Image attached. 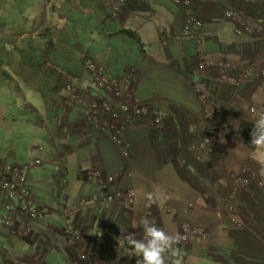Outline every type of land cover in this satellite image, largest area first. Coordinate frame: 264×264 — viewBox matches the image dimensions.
Returning <instances> with one entry per match:
<instances>
[{
	"label": "rangeland",
	"instance_id": "1",
	"mask_svg": "<svg viewBox=\"0 0 264 264\" xmlns=\"http://www.w3.org/2000/svg\"><path fill=\"white\" fill-rule=\"evenodd\" d=\"M172 1L183 13L179 37L193 40L194 66L206 76L214 72L212 81L221 83L216 93L204 87L196 89L199 105L187 111L194 117L189 123L181 112L173 114L172 105L155 100L171 97L181 101L188 90L183 80L186 72L179 71L174 78L182 81L175 84L178 89L162 84L166 62L155 48L158 41L159 46L166 47L168 22L154 15L140 22L133 20L144 12L133 2L150 0H126L114 17L100 0H0V202L4 201L5 168L15 169L23 183L25 176L35 186L44 174L52 178L49 168L53 163V175L60 183L54 201L61 214L62 235L70 246L79 238L64 215L69 201L67 188L75 183H71L75 176L95 187L103 182L105 189L97 190L91 198L79 196L74 186L73 199L81 210L107 209L116 200L127 209L140 203L143 214L136 231L138 239H144L145 220L168 234L180 233L185 240L174 247L179 248L183 264H264V177L259 175L258 163L264 150L250 144L254 124L264 114V75L258 73L264 71V0H186V5L184 0ZM189 17L201 27L186 31ZM120 29L136 31L143 48L134 42L140 50L126 57L127 52L112 54L122 58L116 78L108 66L114 59L106 55L119 49L118 38L123 35L114 33ZM204 37L216 38L223 54L208 56ZM247 42L253 49L242 54L240 50ZM249 69L252 72L243 76ZM136 72L141 77L138 90ZM101 77L111 84L109 90L99 85ZM149 91L152 93L147 94ZM123 104L165 115L155 127L146 111L126 124L120 134L122 141L116 143L108 126L116 128L119 124L109 116L121 121ZM92 106L97 111L94 126L85 120ZM76 111L79 127L75 128L82 132L73 144L70 126L76 123L69 124L67 114ZM169 120L186 130L185 153L179 158L184 173L188 168L196 185L191 198H182L179 183L167 182L165 164L171 161L165 163L163 144L160 146L157 139L162 137V124ZM137 123L144 124L145 129L127 132ZM91 137L104 147L99 156L87 151L81 164L86 174L82 172L79 177L81 166L77 167L71 149L86 151L93 142ZM26 192V201L32 203ZM148 193L161 207L164 205L163 220L154 213L155 204L147 200ZM17 205L13 204L10 214L12 225L0 228L26 241L40 224L42 214L33 205L36 216L31 219ZM66 226L73 228L76 241L68 239ZM126 245L129 257L139 260L140 255ZM110 248L116 250L114 243ZM88 259L81 258L83 264H91Z\"/></svg>",
	"mask_w": 264,
	"mask_h": 264
},
{
	"label": "crops",
	"instance_id": "2",
	"mask_svg": "<svg viewBox=\"0 0 264 264\" xmlns=\"http://www.w3.org/2000/svg\"><path fill=\"white\" fill-rule=\"evenodd\" d=\"M133 5L134 7H137L138 9L144 11L138 13L137 17L139 18H133V20H135L136 22H140L142 20L144 21V18L147 15L150 17L154 15L155 17L165 19V21L168 22V34L164 38V44L166 47L162 48L161 46H159L160 44L158 41L155 48L158 52L156 54L160 55L166 62V64L163 65V68L165 69V76L162 80V84L165 85V88L173 87L175 89H178L176 85H180L182 81L174 80V78L177 76V73L179 71L183 74L186 72L187 78L183 76V80L188 91L184 94V98L181 99L182 102L179 100H173L171 97H156L155 100H159L172 105L171 109L173 111V114H178L179 112H181V114L185 116L184 119L189 123L192 121V119H194V117L187 111L191 108H197V106L199 105L196 89L199 87H204L209 90L210 93H216L220 91V89H218V86H221L219 85L221 83L212 81V78L215 75L214 72H211V74H208L206 76L204 73L200 72L196 66H194V43L193 40L189 38L179 37L178 29L180 26V21L183 18V13L182 10L175 5L174 1L150 0V2H133ZM88 27H91V25L88 24ZM118 39L120 43L119 49H121V51L119 49L117 51L113 50L111 54L109 53L106 55L107 57H109V59L111 58V56L114 59L112 63L110 62L108 64V66L111 65L109 67V71L111 72V75L115 76L116 78L118 77V72L121 68L122 58L121 56L117 57L116 55L112 54L120 52L122 55H124V52H127L129 54L123 56L126 57L127 55H130V53L136 51V49H141L133 41L125 36H119ZM132 42L135 45H132ZM203 45L208 56H215L216 53L223 54L221 48L222 45L216 40V38L204 37ZM246 45V47H248L249 49H245L246 47L244 46L240 50L242 54L247 50L253 49V46H251V44H249L248 42L246 43ZM234 54L238 53L235 52ZM136 64H140V62ZM215 71L217 72V68H215ZM138 77L140 80L141 77L139 73L137 75L136 89L138 84ZM178 77L182 78L181 76ZM205 77L209 79L208 82L206 81ZM149 84L150 83H147L145 85L149 87ZM137 93L139 92L137 91ZM146 93L148 94L152 92L149 91ZM67 115L69 124L70 121L73 123L74 120L76 123V125L72 124L70 126H73V131L70 132L71 141H73L72 143L75 144L76 137L78 138L79 133L82 132L81 129L75 128L79 127V122L78 120H76L77 111L70 112V114L68 113ZM68 118H70V120ZM162 125V137H160V139H157V141L159 142V145L163 144L161 148L164 150L165 163L171 161L168 162V165L167 163L165 164L169 171V173H167V182L169 184L172 182L179 183V192H181L182 198H191V190H194L196 185L194 180L191 178V174L189 173L188 168H186V171L184 173L185 169L181 166L183 162L181 163V158H179V155L185 153V146L183 145L186 140L185 127H181L177 122H175V120L173 124L172 120H169L164 122ZM145 127L146 126H144V124L137 123L127 132H135L138 129L144 130ZM145 134L147 133L145 132ZM175 136L177 137L175 138ZM102 146L104 147V145L102 144L97 145L93 140L92 143H89V148L86 149V151L83 149L78 150L79 147L71 149L74 157H77V167L81 166L80 170H77V172L80 174L79 177H81V173L84 172L85 169L84 165L81 164H83V159L88 155L87 151L96 152V154H98L99 156V153L101 154L102 152ZM69 153L70 152H68V154ZM55 156L59 155L55 154ZM177 156L178 159H176ZM13 162L14 161H12V163ZM49 162L52 161L50 160ZM187 162L193 163L190 160H188ZM215 162L217 163V160H215ZM97 165L98 164L94 166L96 167ZM54 169L55 168L52 163L51 167L49 168L52 174H50L52 178L48 179L47 176L49 174H44V177H42L41 179H37L35 186L31 185L29 180H27L24 176L23 187L26 191H28L29 198L32 204L36 206V208L39 209L40 213L42 214L39 219L40 224L34 227V229L32 230V235L28 237L26 241L19 240L10 236V234L5 229L0 228V261L14 262V264H72L80 260V263L83 264L84 261L82 262L81 258L87 256V258L89 257L88 263L91 264H96V262H101L102 264H136L137 258L139 257H129L126 245L127 242L123 239L118 238L122 235L120 228H125L126 232L123 233L124 235L135 233V238L138 239V234L136 231L139 228L138 224L141 222V215L143 214L142 208L139 205L140 203H136L134 206H132V208L127 209L120 205L119 200H116L115 203L111 204L107 209H103L102 207H95V212H92L93 210L91 209L81 210L80 203L78 207L75 200L73 199L74 197L72 193H74V190L72 188L74 186L76 188L75 190L79 191V196L89 195L91 198L96 195L97 190L105 189L103 188V182L95 187L92 186L89 182L86 183L85 179L81 183L79 179L73 176L71 183H75L72 186H68L67 184V196L69 201L64 215H66V217H68L69 221L72 223L79 238L77 243L70 246L64 240V235H62L63 226H60L61 214L60 210L56 206V202L54 201V193L60 184L58 182V179L56 178V175H53V173L55 172ZM226 169H228V167H226L224 170ZM175 172L178 175H176ZM208 172L210 173V175L214 174L213 171L209 170ZM48 182L49 187H45V184H47ZM50 184L53 186H51ZM79 184L82 185V187H79ZM255 197L257 198V196ZM150 202H153V204H155L153 206L155 209L154 213L158 214L159 217H161V220H163L162 218H165V216L161 210L163 209L164 205H162L161 207L159 200L154 197ZM113 243L116 250H111L110 248V245ZM95 256L98 257L97 260Z\"/></svg>",
	"mask_w": 264,
	"mask_h": 264
},
{
	"label": "built area",
	"instance_id": "3",
	"mask_svg": "<svg viewBox=\"0 0 264 264\" xmlns=\"http://www.w3.org/2000/svg\"><path fill=\"white\" fill-rule=\"evenodd\" d=\"M125 2L126 0H100V4L107 9L109 15L112 17L116 16L121 11ZM183 3L184 5L188 4L186 0H184ZM199 27H201V23L198 22L195 18L189 17L186 20L184 29L186 31H189L191 29H197ZM251 72H252L251 69L245 70L243 76L247 74L249 75ZM258 73L259 75H264V71H260ZM99 85L106 90H109L111 86V84L107 85V81L103 77L100 78ZM128 107L124 106V104L123 106L121 105V110H120L121 113L119 114L120 116H122L121 121L120 120L115 121V119H117V116L114 115L109 116V118L113 120V122L119 124L118 126H116V128L108 126V129L110 130L109 131L110 137L112 141L116 143H120L119 142L120 139L122 141L121 138L122 135L120 136V134L123 133L126 124H129L130 122L133 121L134 118L146 113V111L149 115H151V119L155 127L159 125V123L161 122L162 118L165 115L162 111L159 110L155 111L153 109L149 110L147 107H138V106L129 107V108ZM96 113L97 111L94 110L93 106L85 113V120L90 121V124L93 126L96 120L95 117ZM226 119H228V116H226ZM3 174L5 175V177L7 176L6 177L7 179L2 184L4 201L0 202V225L3 226L12 225L10 214L13 207H15L13 206V204L15 203L18 204L17 206L21 211L27 213L29 218L31 219L35 218L36 209L32 203L26 201L27 192L23 187V178L20 175V173L13 168L7 167L3 170ZM64 232L66 236H68V239L71 242L77 240V237L75 236L74 230L71 226H66Z\"/></svg>",
	"mask_w": 264,
	"mask_h": 264
},
{
	"label": "clouds",
	"instance_id": "4",
	"mask_svg": "<svg viewBox=\"0 0 264 264\" xmlns=\"http://www.w3.org/2000/svg\"><path fill=\"white\" fill-rule=\"evenodd\" d=\"M250 144L264 150V114H261L254 124ZM258 163L260 164L259 175L264 177V157ZM147 199L152 201L153 194L148 193ZM120 229L122 235L118 239L125 240L141 257L136 261V264H183L179 248L174 247L185 239L180 233L168 234L162 228L156 227L146 220L143 222L144 239H136L135 233L124 235L126 229Z\"/></svg>",
	"mask_w": 264,
	"mask_h": 264
},
{
	"label": "trees",
	"instance_id": "5",
	"mask_svg": "<svg viewBox=\"0 0 264 264\" xmlns=\"http://www.w3.org/2000/svg\"><path fill=\"white\" fill-rule=\"evenodd\" d=\"M114 35H123L127 37L128 39L132 40L136 44H138L141 48H143V44L141 42V39L138 35V33L131 29H120L117 32L114 33Z\"/></svg>",
	"mask_w": 264,
	"mask_h": 264
},
{
	"label": "bare ground",
	"instance_id": "6",
	"mask_svg": "<svg viewBox=\"0 0 264 264\" xmlns=\"http://www.w3.org/2000/svg\"><path fill=\"white\" fill-rule=\"evenodd\" d=\"M39 218V217H38ZM33 224V223H32Z\"/></svg>",
	"mask_w": 264,
	"mask_h": 264
}]
</instances>
